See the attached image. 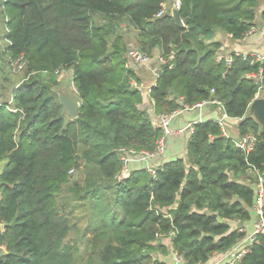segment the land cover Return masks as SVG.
<instances>
[{
  "label": "trees",
  "instance_id": "trees-1",
  "mask_svg": "<svg viewBox=\"0 0 264 264\" xmlns=\"http://www.w3.org/2000/svg\"><path fill=\"white\" fill-rule=\"evenodd\" d=\"M163 1L0 0L1 58L10 70L21 59L27 77L0 94V264H163L152 253L170 250L194 264L243 238L236 224L251 220L255 198L247 171L264 177V129L245 118L264 97V58L217 60L214 37L242 39L260 1L264 22V0H178L181 28L166 12L156 16ZM127 29L135 47L167 63L148 95L155 115L216 100L240 137L254 136L252 150L237 148L217 122H198L185 158L154 175L124 174L120 150L152 153L162 136L133 86L140 80L127 66ZM69 69L74 119L55 80ZM234 264H264V234Z\"/></svg>",
  "mask_w": 264,
  "mask_h": 264
},
{
  "label": "crops",
  "instance_id": "crops-1",
  "mask_svg": "<svg viewBox=\"0 0 264 264\" xmlns=\"http://www.w3.org/2000/svg\"><path fill=\"white\" fill-rule=\"evenodd\" d=\"M177 0H164L162 5L166 6L175 4L176 6ZM263 8V3L259 2V7L256 11L255 19L253 21V26L256 31L253 34L245 35L240 40H232L229 35H225L221 32H217L215 34L214 40L219 41L222 45L217 52V57L220 58H230L231 54L240 55L242 57L252 56L264 58V22L262 21L260 14ZM127 36H130L127 53L129 50L135 47V31L127 29ZM126 53V58H127ZM153 57L151 58V63L136 65L132 61L127 58V66L134 69L136 75L138 76L140 82L137 85H133L138 90L142 92L143 103L141 105L142 109H145L147 115L149 116L151 123L154 127L158 126L160 116L154 114L153 107L151 102L149 101L148 95L150 92V88L155 85L156 78L158 76V67L160 65L157 63L156 58L159 57L158 52H154ZM260 59V60H262ZM59 74L67 75L69 79L68 82L72 84L71 76L72 70H63ZM69 84V85H70ZM134 84V83H133ZM61 88L63 89V95L69 97L74 103L78 105L77 95L73 90V87H69L67 90L70 93V96L64 91L66 86L61 84ZM224 111L221 107L217 105L207 104L202 107L191 108L187 110H183L182 108L177 110L174 113L169 114V130L171 132L170 135L165 138V145L163 153L160 155H156L154 157L148 158L146 161H130L128 164V171L134 169H157L161 167L163 164L175 160L177 158H185L186 154V145L190 140L191 132L187 129L189 124L193 125L198 122H206V121H215L222 119L224 116ZM224 126L222 128L223 135L226 138L231 140H237L239 136L238 132V122L235 119H223ZM247 177H249L254 184V173L253 171H247ZM253 219L248 221L245 224H236L237 226L243 225L245 228V232L249 233L252 229ZM235 225V224H234ZM167 246L170 249L169 240L167 242ZM2 250L0 249V252ZM226 254V253H225ZM225 254L216 253L212 255L208 263L211 264H223V257Z\"/></svg>",
  "mask_w": 264,
  "mask_h": 264
},
{
  "label": "built area",
  "instance_id": "built-area-1",
  "mask_svg": "<svg viewBox=\"0 0 264 264\" xmlns=\"http://www.w3.org/2000/svg\"><path fill=\"white\" fill-rule=\"evenodd\" d=\"M176 7H178V0L176 2ZM165 13V6L161 4V9L157 13V17L162 16ZM256 31L255 27L252 25L249 27L248 31L246 32V35L253 34ZM171 57V56H170ZM127 58L132 61L136 65H143L147 64L151 61V57H149L147 54L141 52L139 49L132 48L127 53ZM217 60L220 59V57H216ZM257 60H260L262 58L256 57ZM156 61L159 65L167 64L164 59L161 57H157ZM226 61L229 63L231 61V58H226ZM13 63H15V67L17 71H21L23 69L24 63L21 59H17L14 62H12V68ZM59 72L56 71L55 74H58ZM134 85V84H133ZM73 86V85H72ZM73 90L74 86H73ZM213 91H211L212 93ZM212 104L217 105L219 107H222V105L217 102L216 100L209 99L206 101L199 102L191 107L183 106V110L191 109V108H197L202 107L203 105ZM176 112V111H175ZM174 113V112H173ZM169 116L166 114L160 115L158 128L162 131V136L156 141L155 149L152 153L149 152H135L134 150H126L121 149L120 152L122 153L120 156V160L122 162V172L124 174H127L128 171V164L130 161H146L150 157H154L156 155H160L163 153L164 145H165V138L166 136L170 135L171 132L169 130ZM223 119H227L226 115L224 114L223 118L217 121V124L223 128L224 122ZM187 129L192 132V125L189 124L187 126ZM234 145L245 151L249 152L252 150L255 142V138L251 134H246L241 137H239L237 140H232ZM146 171L152 175H154L155 170L154 169H146ZM73 170L69 171V174H72ZM254 173V189H255V198L254 203L252 206V229L249 233L245 232V228L243 225L237 226V230L240 233H243L244 236L240 240L237 241V243L224 255L223 257V264H234L236 261L240 260L245 254H247L253 243L256 241L257 236L259 234H264V218H263V201H264V177L263 173L257 170H253ZM4 231V224L0 222V235ZM0 249L3 250V248L0 246ZM169 257L170 261L168 264H189L187 263L181 256L173 252L172 250L169 251ZM194 264H211L207 262H197Z\"/></svg>",
  "mask_w": 264,
  "mask_h": 264
},
{
  "label": "rangeland",
  "instance_id": "rangeland-1",
  "mask_svg": "<svg viewBox=\"0 0 264 264\" xmlns=\"http://www.w3.org/2000/svg\"><path fill=\"white\" fill-rule=\"evenodd\" d=\"M174 6H175V4H172V3L168 6H166L165 12L170 15V10ZM6 28L7 27L4 24V19L0 16V94H5V95L9 91H11L12 88H14L16 85H19L20 83H22L27 78L24 71H20V72L17 71L16 67L14 66L15 63H13V68L11 65V70H10L1 58V53H2V51H4L6 44H7L6 39H5V36L7 34ZM118 28H119L118 30H121L122 28H124V23H121L118 26ZM112 38H113V36L111 37V39ZM127 38L129 40L130 36L128 35ZM59 73L56 75V78H55L56 83H60L58 85L59 87L57 88L58 96L60 94L63 95V93H64L63 89L60 86L61 84L66 86V89H64V91L70 96V93H68L69 91L67 92V90L69 89L70 86L73 87L72 86L73 84H70V82H68L69 79L67 78V75L59 74ZM56 87H57V85H56ZM0 98H1V95H0ZM5 163H6V160H0V171L2 170ZM76 173H77L76 171H73L72 175H76ZM83 178H84V176H83ZM85 221H86L85 219H80L78 221V224L84 225ZM168 240H169L168 238L163 239V243L168 245L167 244ZM152 257L159 260V261H162L163 264H168V262L170 261L169 252L164 253V254L154 252V253H152Z\"/></svg>",
  "mask_w": 264,
  "mask_h": 264
},
{
  "label": "water",
  "instance_id": "water-1",
  "mask_svg": "<svg viewBox=\"0 0 264 264\" xmlns=\"http://www.w3.org/2000/svg\"><path fill=\"white\" fill-rule=\"evenodd\" d=\"M170 16L172 17L174 24L181 28L184 27L182 20L179 17L177 7L174 6L170 10ZM167 64L160 65L161 69H165ZM260 87V83L258 82ZM58 101L60 105L65 109L67 117L69 119H74L78 116V105L74 103L69 97L65 95H59ZM246 119H251L257 125L264 129V97H256L248 106Z\"/></svg>",
  "mask_w": 264,
  "mask_h": 264
}]
</instances>
